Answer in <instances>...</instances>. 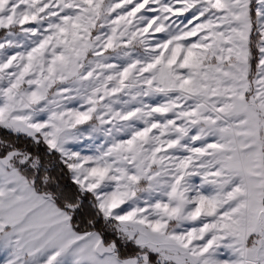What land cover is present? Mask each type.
I'll list each match as a JSON object with an SVG mask.
<instances>
[{
  "label": "snow or ice",
  "instance_id": "1",
  "mask_svg": "<svg viewBox=\"0 0 264 264\" xmlns=\"http://www.w3.org/2000/svg\"><path fill=\"white\" fill-rule=\"evenodd\" d=\"M0 31V264H264V0H0Z\"/></svg>",
  "mask_w": 264,
  "mask_h": 264
},
{
  "label": "trees",
  "instance_id": "2",
  "mask_svg": "<svg viewBox=\"0 0 264 264\" xmlns=\"http://www.w3.org/2000/svg\"><path fill=\"white\" fill-rule=\"evenodd\" d=\"M253 5L255 4V0H252ZM253 15H254V11H253ZM252 37L255 38V32L252 34ZM253 53H254V57L255 55H257V51L255 48H253ZM253 63V67L255 66V59L252 61ZM0 139H6V140H10V141H16L17 142V146L18 147H23L26 144H29V142L24 138V137H20L19 139H17V137L12 134L11 132H9L6 129L0 128ZM30 146V145H29ZM62 182L67 183V178H63ZM132 249H130L131 251ZM153 260H155V256L152 257Z\"/></svg>",
  "mask_w": 264,
  "mask_h": 264
},
{
  "label": "rangeland",
  "instance_id": "3",
  "mask_svg": "<svg viewBox=\"0 0 264 264\" xmlns=\"http://www.w3.org/2000/svg\"><path fill=\"white\" fill-rule=\"evenodd\" d=\"M255 3H256V0H255ZM151 15V14H149ZM189 14L188 13H185V16H188ZM180 19H183V17H181ZM0 35H2V31H0ZM157 36L159 35H162V34H156ZM80 147H84V152L82 154H91L88 150H87V147L86 145H80Z\"/></svg>",
  "mask_w": 264,
  "mask_h": 264
}]
</instances>
